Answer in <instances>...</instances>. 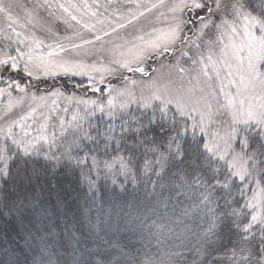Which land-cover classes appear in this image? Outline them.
I'll return each mask as SVG.
<instances>
[{
	"label": "snow or ice",
	"instance_id": "6c2138e0",
	"mask_svg": "<svg viewBox=\"0 0 264 264\" xmlns=\"http://www.w3.org/2000/svg\"><path fill=\"white\" fill-rule=\"evenodd\" d=\"M245 36L264 42V0H0V216L36 209L41 159L113 184L179 162L208 218L186 264H264V52Z\"/></svg>",
	"mask_w": 264,
	"mask_h": 264
},
{
	"label": "trees",
	"instance_id": "16d2710c",
	"mask_svg": "<svg viewBox=\"0 0 264 264\" xmlns=\"http://www.w3.org/2000/svg\"><path fill=\"white\" fill-rule=\"evenodd\" d=\"M33 166L36 209L19 219L0 216V258L6 251L17 264L33 258L42 264H186L192 256L185 245L208 231V218L196 207L199 191L182 186L191 172L186 164L171 162L159 175L141 168L135 182L120 176L116 184L102 167H52L43 159ZM25 231L33 234L28 243Z\"/></svg>",
	"mask_w": 264,
	"mask_h": 264
},
{
	"label": "rangeland",
	"instance_id": "374dc122",
	"mask_svg": "<svg viewBox=\"0 0 264 264\" xmlns=\"http://www.w3.org/2000/svg\"><path fill=\"white\" fill-rule=\"evenodd\" d=\"M20 2L26 4V3H28V0H20ZM18 11H19V9H18ZM21 15H22V13H21ZM237 39H239V37H237ZM241 45L244 47L247 55H249V56H252V55L259 56L262 52H264V42H259L258 40H256L255 38H252V37L245 36L244 40L241 41ZM65 103L66 102L63 100L60 101L61 106H64ZM0 106H2V105H0ZM60 115L64 116V118L67 120V119H70L71 112H69L66 115L63 113H60ZM53 122H55V121H53ZM62 163L67 164L68 162L63 161ZM62 163H60L58 165H61ZM58 165H56V166H58ZM152 173H155V172H152Z\"/></svg>",
	"mask_w": 264,
	"mask_h": 264
}]
</instances>
